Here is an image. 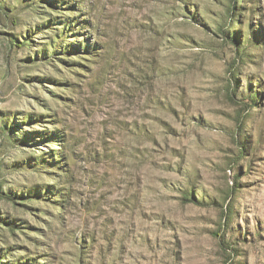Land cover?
Segmentation results:
<instances>
[{
	"label": "rangeland",
	"instance_id": "rangeland-1",
	"mask_svg": "<svg viewBox=\"0 0 264 264\" xmlns=\"http://www.w3.org/2000/svg\"><path fill=\"white\" fill-rule=\"evenodd\" d=\"M0 264H264V0H0Z\"/></svg>",
	"mask_w": 264,
	"mask_h": 264
}]
</instances>
